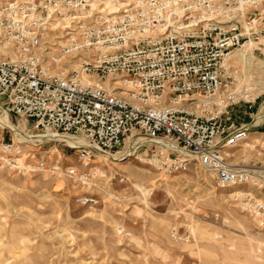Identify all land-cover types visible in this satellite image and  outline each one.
Returning a JSON list of instances; mask_svg holds the SVG:
<instances>
[{"label": "built area", "instance_id": "built-area-1", "mask_svg": "<svg viewBox=\"0 0 264 264\" xmlns=\"http://www.w3.org/2000/svg\"><path fill=\"white\" fill-rule=\"evenodd\" d=\"M106 1L0 3V167L81 185L101 155L168 176L198 168L264 229L261 95L231 61L251 45L264 57V0H115L125 5L117 14ZM5 113L43 139H8L17 134ZM58 136L82 141L64 142L77 165L57 146L36 150ZM130 139L133 151L122 152ZM247 152L254 158L234 162ZM171 238L189 241L176 229Z\"/></svg>", "mask_w": 264, "mask_h": 264}, {"label": "rangeland", "instance_id": "rangeland-1", "mask_svg": "<svg viewBox=\"0 0 264 264\" xmlns=\"http://www.w3.org/2000/svg\"><path fill=\"white\" fill-rule=\"evenodd\" d=\"M252 55L255 62L244 72L258 82L256 130L264 132V57ZM7 120L12 128L6 127L17 128V135L5 133L8 139H43L27 135L30 126ZM65 139L71 138L58 136L63 142H44L36 150L57 146L69 154L64 163L77 165L76 153L64 142L74 144ZM134 144L130 139L121 151ZM247 153L234 162L254 158ZM110 156L117 160L96 158L86 185L0 167V264H264V229L232 196L215 189L210 173L192 168L168 176L126 156ZM81 196L98 203L82 206ZM173 229L189 241L174 242Z\"/></svg>", "mask_w": 264, "mask_h": 264}, {"label": "bare ground", "instance_id": "bare-ground-1", "mask_svg": "<svg viewBox=\"0 0 264 264\" xmlns=\"http://www.w3.org/2000/svg\"><path fill=\"white\" fill-rule=\"evenodd\" d=\"M2 1H5V0H2ZM114 1L115 0H107L106 1V5H108V6H110L111 7V12H110V14H117L119 11H120V9L121 8H123V7H125V5L121 2H118L117 4V8H115L114 6H116L115 4H114ZM120 1V0H119ZM59 43H61V41H59ZM248 51H251L252 53H253V45H251V46H247V47H245V48H243V49H241V50H239V51H236L232 56H231V61L233 62V63H237V65H240L241 66V69H242V72H243V74H244V76H245V80H249V81H252L253 80V82H254V85H255V87H256V90H258L259 91V86H258V82H256V81H254V78L253 77H251V76H248L247 74H245V72H244V70H246V69H249L250 67H251V65L255 62V60H254V58H253V55H252V53H249ZM257 91V92H258ZM258 120V121H257ZM256 120V124H258L259 122H260V120L259 119H257ZM3 122V121H2ZM5 125L4 126H8V127H11V125L9 124V122H8V120L6 119V118H4V122H3ZM10 125V126H9ZM12 128V127H11ZM11 128H9V129H11ZM14 129V128H13ZM12 129V130H13ZM14 131V130H13ZM15 132V131H14ZM16 133V132H15ZM18 135H19V132H18ZM41 137V136H40ZM39 138V137H38ZM41 138H43V137H41ZM21 139V138H20ZM27 139H30V137H26V138H23V139H21V140H27ZM65 140H67V141H71L74 145H81L82 144V141H80L79 143H75V142H73V140L72 139H65ZM61 142V141H60ZM116 155V154H115ZM109 157L110 158H112V160H114V162H115V159L116 158H113V156H110L109 155ZM103 160H106L107 159V157H104V158H102ZM117 160V159H116ZM88 215V214H87Z\"/></svg>", "mask_w": 264, "mask_h": 264}]
</instances>
